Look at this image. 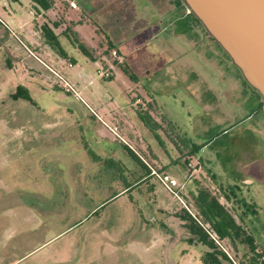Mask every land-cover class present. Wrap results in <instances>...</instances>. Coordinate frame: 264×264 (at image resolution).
Returning a JSON list of instances; mask_svg holds the SVG:
<instances>
[{
    "label": "rangeland",
    "instance_id": "rangeland-1",
    "mask_svg": "<svg viewBox=\"0 0 264 264\" xmlns=\"http://www.w3.org/2000/svg\"><path fill=\"white\" fill-rule=\"evenodd\" d=\"M44 14L29 0H0V264H201L204 246L176 216L181 209L196 213L192 196L200 187L264 251V183L242 172L244 154L257 155L252 144L264 150V128L251 123L242 127L255 130L238 134L228 125L204 126L201 105L174 89L153 94L167 119L163 129L137 127L144 151L120 128L125 141L106 139L104 130L92 145L81 112L109 108L100 112L117 114L130 132L132 107L146 99L105 55L94 60L81 53L69 28L54 33L57 45L50 47L39 29L48 25ZM122 144L149 175L133 173ZM175 148H183L178 159ZM257 158L254 169L264 164ZM139 174L145 178L130 186ZM219 244L235 264L247 251L244 244L235 250L226 240Z\"/></svg>",
    "mask_w": 264,
    "mask_h": 264
},
{
    "label": "crops",
    "instance_id": "crops-1",
    "mask_svg": "<svg viewBox=\"0 0 264 264\" xmlns=\"http://www.w3.org/2000/svg\"><path fill=\"white\" fill-rule=\"evenodd\" d=\"M44 13L48 14V25L56 35L61 28H69L86 48L91 59L101 60V55H105L112 62L113 68L130 76V88L146 99L140 103L141 106H130L134 116L130 123L135 127H130V132L121 128L125 123L123 118L117 114L100 112L111 110L109 108L99 107L92 112L88 108L90 111L81 112L80 120L84 129L89 131L92 145L102 140L104 130L107 131L106 139L117 143L125 141L119 134L120 128L130 135V141L135 139L137 147L144 151V145L143 148L139 145L135 135L137 127L147 128L138 117V111L149 115L158 128L154 130L163 129L167 119L157 111L153 94H170L174 89L191 95L201 105L205 110L202 116L207 120L204 126L228 125L227 130H235L238 134L255 130L254 127L246 128L251 123L264 128V109L258 95L247 86L239 72L232 68L224 52L207 36L179 0H53L52 7ZM51 22H57V26L52 27ZM112 50L116 54L114 57L110 54ZM79 106L83 108L84 104ZM109 115L112 118L108 121L106 118ZM93 130L100 136L97 140L94 139ZM54 138L49 137L47 141ZM67 138H64L66 142L84 141L76 137L79 141ZM129 145L136 151L134 144ZM252 147L257 155H251L250 152L244 154L249 162L242 172L264 183V177L256 170L262 167L264 172V164H256V169L251 167L253 162L260 161L257 157L264 158V150L257 144H252ZM52 149L65 152V147ZM175 149L178 159L183 154V148ZM102 153L100 147L99 154ZM131 160L133 173L137 169L146 173L147 169L138 157L137 160ZM144 178L139 174L130 186Z\"/></svg>",
    "mask_w": 264,
    "mask_h": 264
},
{
    "label": "water",
    "instance_id": "water-1",
    "mask_svg": "<svg viewBox=\"0 0 264 264\" xmlns=\"http://www.w3.org/2000/svg\"><path fill=\"white\" fill-rule=\"evenodd\" d=\"M226 54L264 109V0H179Z\"/></svg>",
    "mask_w": 264,
    "mask_h": 264
},
{
    "label": "trees",
    "instance_id": "trees-1",
    "mask_svg": "<svg viewBox=\"0 0 264 264\" xmlns=\"http://www.w3.org/2000/svg\"><path fill=\"white\" fill-rule=\"evenodd\" d=\"M29 1L36 14L45 12L53 5V0ZM51 25L55 27L57 26V22H51ZM39 29L48 41L49 46L56 48V35L52 31L51 26L43 23ZM72 34L76 37L74 33ZM78 46L81 53L85 56H90L81 43H79ZM216 46L218 45L216 44ZM254 94L256 93L254 92ZM138 117L147 128L151 130L156 128V124H154L149 115L145 112L138 111ZM123 146L130 154V157L137 160L135 154L127 146ZM127 187L128 186L125 188ZM223 197L228 199L227 195H223ZM192 200L196 213L191 214L181 209V212L178 214L176 213V216L191 234V239L204 246L205 250L202 251L200 256L201 264H235L234 261L230 259L229 255L221 248L219 241L222 240H226L233 250L240 244L247 246V251L242 254L243 260H240L238 264H264V251L257 250V244L254 242L252 236L245 231L241 224L235 221L231 213L218 202L217 198L210 191L200 187L192 196Z\"/></svg>",
    "mask_w": 264,
    "mask_h": 264
},
{
    "label": "built area",
    "instance_id": "built-area-1",
    "mask_svg": "<svg viewBox=\"0 0 264 264\" xmlns=\"http://www.w3.org/2000/svg\"><path fill=\"white\" fill-rule=\"evenodd\" d=\"M110 54L113 57L116 56L115 51H113V50L110 52ZM97 73L100 74L101 76L105 77V78L110 76V73L107 70H103V71L97 70ZM65 85H66V88L71 91L69 85H67V84H65ZM136 102H138V99H136ZM169 184H174V183H173V181H169Z\"/></svg>",
    "mask_w": 264,
    "mask_h": 264
},
{
    "label": "flooded vegetation",
    "instance_id": "flooded-vegetation-1",
    "mask_svg": "<svg viewBox=\"0 0 264 264\" xmlns=\"http://www.w3.org/2000/svg\"><path fill=\"white\" fill-rule=\"evenodd\" d=\"M231 65H232V64H231ZM232 68L236 70V68H234L233 66H232ZM236 71H238V70H236Z\"/></svg>",
    "mask_w": 264,
    "mask_h": 264
}]
</instances>
